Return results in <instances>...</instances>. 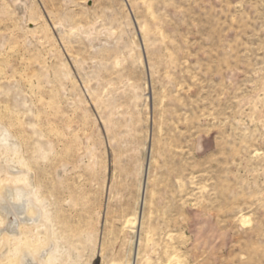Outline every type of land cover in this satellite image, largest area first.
<instances>
[{
    "label": "rangeland",
    "instance_id": "obj_1",
    "mask_svg": "<svg viewBox=\"0 0 264 264\" xmlns=\"http://www.w3.org/2000/svg\"><path fill=\"white\" fill-rule=\"evenodd\" d=\"M8 189L0 264H264V0H0Z\"/></svg>",
    "mask_w": 264,
    "mask_h": 264
},
{
    "label": "bare ground",
    "instance_id": "obj_2",
    "mask_svg": "<svg viewBox=\"0 0 264 264\" xmlns=\"http://www.w3.org/2000/svg\"><path fill=\"white\" fill-rule=\"evenodd\" d=\"M19 187H21V186H19ZM3 194H5V197H3V200L5 203L3 205H0V206L2 207V210H4V213L8 215V218H7V216L5 217L7 219V221L5 222L3 228L0 229V233H6L8 236H14V235L19 234V228L22 224L28 223L30 221L37 222V220L39 219L38 216L35 218H30L29 216H27V209L29 208V202L30 201L27 197V193L24 190L22 191L21 189H18L17 191H15L13 189H8ZM9 195L10 196L13 195L16 198L13 199L12 201H10L8 199ZM144 202H145L144 198L142 197V199L140 200V205L142 206ZM140 222H141V220H140ZM1 238H3V237H1ZM58 253H59V247L58 246L46 248L45 250H42L41 253H39V260L38 261H35V259H33L31 256L25 254L22 257V263L21 264H56V263H58V259H59ZM12 256L15 257L14 252L12 253ZM19 262H20V260H19ZM131 264H136V258H134V260L131 262Z\"/></svg>",
    "mask_w": 264,
    "mask_h": 264
},
{
    "label": "water",
    "instance_id": "obj_3",
    "mask_svg": "<svg viewBox=\"0 0 264 264\" xmlns=\"http://www.w3.org/2000/svg\"><path fill=\"white\" fill-rule=\"evenodd\" d=\"M143 188H144V183H143Z\"/></svg>",
    "mask_w": 264,
    "mask_h": 264
}]
</instances>
